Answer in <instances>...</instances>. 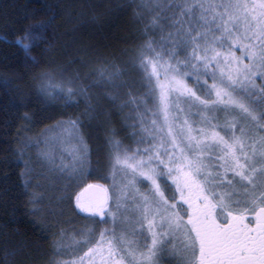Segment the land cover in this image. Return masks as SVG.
<instances>
[{
  "label": "snow or ice",
  "instance_id": "obj_1",
  "mask_svg": "<svg viewBox=\"0 0 264 264\" xmlns=\"http://www.w3.org/2000/svg\"><path fill=\"white\" fill-rule=\"evenodd\" d=\"M126 10L138 42L127 59L105 56L86 73L45 61L49 48L32 55L51 43L54 15L15 41L3 37L45 65L33 76L41 99L84 105L45 129L55 136L21 142L47 145L41 158L67 181L62 201L86 221L75 245L56 226L47 264H264V0H129ZM132 72L142 90L135 96L125 79ZM69 135L74 163L57 166L53 146ZM15 152L31 177L28 153ZM90 167L111 190L86 181ZM32 252L6 244L0 264H34Z\"/></svg>",
  "mask_w": 264,
  "mask_h": 264
},
{
  "label": "trees",
  "instance_id": "obj_2",
  "mask_svg": "<svg viewBox=\"0 0 264 264\" xmlns=\"http://www.w3.org/2000/svg\"><path fill=\"white\" fill-rule=\"evenodd\" d=\"M128 2L0 0V248L6 244L12 246L15 242L29 244L33 249L34 264H47L49 237L57 229L53 224L44 223L40 212L32 211L38 205L30 203L37 190L33 191L32 183L26 186V182H32L37 174L33 172L31 177L21 175L25 165L20 162L15 149L20 147L27 152L23 160L38 169L34 147L25 148L21 142L36 141L46 132L45 129L62 120L75 118L84 105L66 107L65 98L59 95L48 101L41 99L36 93L33 76L45 65L32 64L21 44L5 42L3 37L7 35L9 41H15L23 34L22 29L54 15L55 19L46 32L51 43L34 48L32 55L39 58L40 51L49 48L50 51L43 55L45 61L55 60L71 70L86 73L89 68L98 66L105 56L115 54L127 59L123 57L124 50L138 42L129 22ZM86 61L89 62L87 68L84 67ZM126 77L134 81L139 79V74L132 72ZM25 114L31 119H23ZM92 131L103 134L98 128ZM88 179L101 181L94 174Z\"/></svg>",
  "mask_w": 264,
  "mask_h": 264
},
{
  "label": "rangeland",
  "instance_id": "obj_3",
  "mask_svg": "<svg viewBox=\"0 0 264 264\" xmlns=\"http://www.w3.org/2000/svg\"><path fill=\"white\" fill-rule=\"evenodd\" d=\"M126 80L127 77H125ZM139 79H135L134 81H129L130 84L134 85V88L132 89V94L139 95L141 94V89L139 86V83H137ZM102 90V89H101ZM129 89H120L119 92L121 93L123 99H128V97L123 96V93L125 91H128ZM131 108L125 109V112H130ZM73 118V117H72ZM74 119V118H73ZM68 120V119H67ZM66 121V120H65ZM129 131H131L129 129ZM70 132V129H69ZM56 135V132L47 133L45 132L41 137H39L37 140L50 138ZM123 140L124 144L126 146L135 147L134 142L130 138H126L124 135H121L119 137ZM36 140V141H37ZM31 142H29L30 144ZM76 141L72 140L70 135L65 136L60 144L58 146L54 145L53 147H58L59 150L55 152V155L58 157L56 160L57 166L61 164V161L65 165H71L74 163L72 160V153L71 148L73 145H75ZM89 144H91V141H89ZM47 150V145L44 143H40L39 147H34V151L36 154L35 161L38 162L37 168L33 167V172L37 174L36 177H34L33 181H30V185L32 183L31 188L33 191H36L35 198L36 197H42L43 199L38 203L37 208L41 209L40 215L42 217V220L46 224H53L54 228L56 229V226L59 225L67 232V239L65 240V243L68 245H75L78 242L84 240L86 237L81 235L80 232L76 231L79 228H82L84 224L86 223L85 217L83 215H77L76 212L71 211L67 203L65 201H62L61 197L64 192L65 184L67 183L66 180H64L60 172L58 171H50L48 162L43 160L41 158V153ZM92 167H95L93 164ZM92 168L90 167L88 169V172L85 173V179L88 183L93 182V180H89L88 178L92 175H89L88 173L91 172ZM99 181V180H98ZM98 183H101L103 185H106L109 187V190H111V179H101ZM111 226V225H107ZM73 237L75 239H73ZM178 243V241H177ZM87 250L86 248L84 249ZM72 257L65 255L63 259H70Z\"/></svg>",
  "mask_w": 264,
  "mask_h": 264
},
{
  "label": "water",
  "instance_id": "obj_4",
  "mask_svg": "<svg viewBox=\"0 0 264 264\" xmlns=\"http://www.w3.org/2000/svg\"><path fill=\"white\" fill-rule=\"evenodd\" d=\"M91 183H98V182H91ZM99 184H101V183H99ZM97 195H101L100 193H97Z\"/></svg>",
  "mask_w": 264,
  "mask_h": 264
}]
</instances>
